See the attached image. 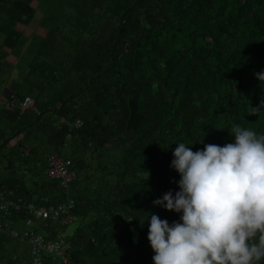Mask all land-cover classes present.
<instances>
[{
  "label": "trees",
  "instance_id": "16d2710c",
  "mask_svg": "<svg viewBox=\"0 0 264 264\" xmlns=\"http://www.w3.org/2000/svg\"><path fill=\"white\" fill-rule=\"evenodd\" d=\"M49 1L45 30L21 70L20 88L38 112L3 113L8 174L0 187L44 205L74 201L58 220L34 225L65 240L68 264H153L150 216L171 224L181 215L153 204L179 191L170 167L176 143L224 146L235 125L264 134V83L256 77L264 72V0ZM35 2L0 0L11 51L24 43ZM130 100L145 116L137 131L127 129ZM54 153L72 161L76 177L66 187L47 176ZM26 216L8 220L22 229ZM23 246L0 232V264H33ZM43 264L66 263L47 254Z\"/></svg>",
  "mask_w": 264,
  "mask_h": 264
},
{
  "label": "clouds",
  "instance_id": "9594fccd",
  "mask_svg": "<svg viewBox=\"0 0 264 264\" xmlns=\"http://www.w3.org/2000/svg\"><path fill=\"white\" fill-rule=\"evenodd\" d=\"M256 77L264 83V72ZM229 134L234 142L205 144L197 151L176 143L170 167L179 173V191H168L153 204L181 215L171 224L150 216L153 264L264 260V134L239 125Z\"/></svg>",
  "mask_w": 264,
  "mask_h": 264
},
{
  "label": "built area",
  "instance_id": "2783aa9c",
  "mask_svg": "<svg viewBox=\"0 0 264 264\" xmlns=\"http://www.w3.org/2000/svg\"><path fill=\"white\" fill-rule=\"evenodd\" d=\"M9 108H20L22 110H33L38 112L37 101L32 95H25L20 98L12 95L8 101ZM76 127L81 125L77 120ZM47 176L59 180L63 187H66L75 177L76 173L71 169L72 161L68 158L54 153L47 160ZM74 201L59 203L57 205H44L35 201H27L22 197L14 196V192L7 188H0V232H8L13 238L27 242L30 246L33 264H43L47 254L60 259L68 264V244L63 238L50 239L35 230L36 219L58 220L74 207ZM25 212L26 218L22 221L23 228L12 227L9 217L15 213Z\"/></svg>",
  "mask_w": 264,
  "mask_h": 264
},
{
  "label": "rangeland",
  "instance_id": "374dc122",
  "mask_svg": "<svg viewBox=\"0 0 264 264\" xmlns=\"http://www.w3.org/2000/svg\"><path fill=\"white\" fill-rule=\"evenodd\" d=\"M37 3H39V4H37ZM37 3L36 2L34 3L35 5H37V13H36L34 19L32 20V22L28 26L22 28V30L24 31L23 36H22L23 37L22 42H24L23 45L22 46L19 45L13 51L10 52L14 56V62L18 59V63L20 64V67H22V68H26L25 63H28L33 58V53H29L31 50L30 48H31V45L33 44L32 42L39 41L38 39H39L40 35H42L43 30H45V29H42L45 26L44 25L42 26L41 22H42L43 14L46 10V6L47 5L49 6L51 1H49V0L48 1L47 0H37ZM20 72L22 73V71H20ZM20 78H21L20 83H22V80H23L22 74L20 75ZM19 93L20 94H29L27 89L23 86L20 89ZM5 165H6V158H4L3 154L1 153L0 154V175L1 176L8 174V171L5 169ZM22 242H23L24 248H28V249L30 248V246L27 242H24V241H22Z\"/></svg>",
  "mask_w": 264,
  "mask_h": 264
},
{
  "label": "crops",
  "instance_id": "0c3cea01",
  "mask_svg": "<svg viewBox=\"0 0 264 264\" xmlns=\"http://www.w3.org/2000/svg\"><path fill=\"white\" fill-rule=\"evenodd\" d=\"M10 52L11 50L4 44V35L0 33V123L4 119L3 113L10 109L8 101L21 89L20 71L24 69L20 67L18 59L14 62V56Z\"/></svg>",
  "mask_w": 264,
  "mask_h": 264
},
{
  "label": "water",
  "instance_id": "95a60500",
  "mask_svg": "<svg viewBox=\"0 0 264 264\" xmlns=\"http://www.w3.org/2000/svg\"><path fill=\"white\" fill-rule=\"evenodd\" d=\"M144 119H145L144 114L138 111L135 102L133 100H130V116L127 121V129L137 131L140 128L142 121Z\"/></svg>",
  "mask_w": 264,
  "mask_h": 264
}]
</instances>
